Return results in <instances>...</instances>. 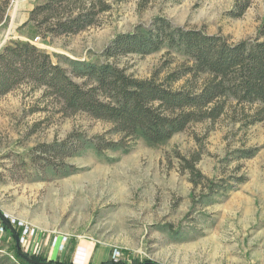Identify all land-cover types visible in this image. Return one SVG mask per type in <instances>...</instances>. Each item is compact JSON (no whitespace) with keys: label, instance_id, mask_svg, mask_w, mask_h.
Wrapping results in <instances>:
<instances>
[{"label":"rangeland","instance_id":"obj_1","mask_svg":"<svg viewBox=\"0 0 264 264\" xmlns=\"http://www.w3.org/2000/svg\"><path fill=\"white\" fill-rule=\"evenodd\" d=\"M235 1L89 0L97 9L108 6L96 24L55 37L23 27L31 9L46 0H10L0 10V51L28 41L73 75L72 61L104 63L102 54L117 35L149 27L156 18L230 43L254 40L264 0H252L236 19L229 15ZM181 62L166 51L116 61L136 78L159 81ZM234 107L215 122L190 125L165 145L138 141L128 154H111L114 160L93 153L70 159L78 171L60 177L33 170V150L73 132L103 135L111 125L84 113L65 116L42 89L23 85L0 97V209L15 230H28L23 250L52 262L72 263L83 247L89 251L85 264H110L115 257L126 264H264V121L248 125L250 117ZM244 111L252 114L249 107ZM249 152L251 158L243 157ZM180 158H197V170L224 187L213 193L206 181L195 186ZM1 223L0 255L18 264L15 239L1 233ZM56 240L64 250L54 247Z\"/></svg>","mask_w":264,"mask_h":264},{"label":"trees","instance_id":"obj_2","mask_svg":"<svg viewBox=\"0 0 264 264\" xmlns=\"http://www.w3.org/2000/svg\"><path fill=\"white\" fill-rule=\"evenodd\" d=\"M88 1L46 0L35 6L23 27L43 28L55 37L79 34L94 26L97 16L108 9L100 5L97 9ZM9 3L10 0H4L0 10L5 11ZM251 5L252 0H236L230 17H243ZM161 51L182 58L162 81L156 76L136 78L116 63L132 54L145 56ZM102 57L105 62L100 64L72 61L71 75L28 41L11 43L0 51V97L28 85L53 98L65 116L84 113L111 125L103 135L88 137L73 132L62 141L37 146L29 160L33 170L66 177L78 171L68 160L88 153L114 160L111 154H128L138 141L150 147L165 145L192 124L219 120L231 103L234 108L241 106L246 119L250 117L248 125L264 121V19L257 38L230 43L223 36L156 18L149 27L139 25L130 33L117 35ZM183 79L184 84L175 88ZM245 107L252 110L250 116ZM249 153L243 157L251 158L254 153ZM180 159L195 186L206 181L213 193L224 187L197 170V158ZM1 226L14 239L3 223ZM17 235L20 239L22 229L17 230ZM21 249L34 260L48 262ZM12 251L18 264H30L18 255L16 245ZM0 264L14 263L0 255ZM110 264L126 262L114 260Z\"/></svg>","mask_w":264,"mask_h":264},{"label":"water","instance_id":"obj_3","mask_svg":"<svg viewBox=\"0 0 264 264\" xmlns=\"http://www.w3.org/2000/svg\"><path fill=\"white\" fill-rule=\"evenodd\" d=\"M0 221L3 223V225L8 229V231L14 236L15 239V243L17 246V253L18 255L25 259L27 262H29L30 264H79L77 263V261H73L72 263H51L50 261L43 263L37 260L32 259L29 255H25L22 252V247L20 245V239L19 236L17 235V230H15L14 224L12 223V220H10V218H8L0 209Z\"/></svg>","mask_w":264,"mask_h":264},{"label":"built area","instance_id":"obj_4","mask_svg":"<svg viewBox=\"0 0 264 264\" xmlns=\"http://www.w3.org/2000/svg\"><path fill=\"white\" fill-rule=\"evenodd\" d=\"M4 232V230H3V228L1 229V233H3ZM27 233H28V230H26V234L24 235V234H22V236H21V238H20V245H21V247L23 246V247H26L27 245H29V239L27 238ZM58 240H56V242L54 243V247H57L58 246ZM59 244H61V242L59 243ZM61 247V248H60ZM60 247H59V250L60 251H62L61 249L63 248V250H64V247H65V244H61L60 245ZM115 260H116V257H115Z\"/></svg>","mask_w":264,"mask_h":264},{"label":"bare ground","instance_id":"obj_5","mask_svg":"<svg viewBox=\"0 0 264 264\" xmlns=\"http://www.w3.org/2000/svg\"><path fill=\"white\" fill-rule=\"evenodd\" d=\"M86 249H84L83 247H81L80 248V250H79V252H78V256H77V263H79V262H85V261H87L86 259H87V254H89V253H87L86 254V252L88 251H85ZM89 252V251H88ZM79 264H81V263H79Z\"/></svg>","mask_w":264,"mask_h":264},{"label":"crops","instance_id":"obj_6","mask_svg":"<svg viewBox=\"0 0 264 264\" xmlns=\"http://www.w3.org/2000/svg\"><path fill=\"white\" fill-rule=\"evenodd\" d=\"M34 8H32L31 9V11L33 10ZM80 250V249H79ZM78 256V255H77ZM77 260V259H76ZM78 262V261H77ZM79 263H81V264H85L86 263V261L85 262H79Z\"/></svg>","mask_w":264,"mask_h":264}]
</instances>
